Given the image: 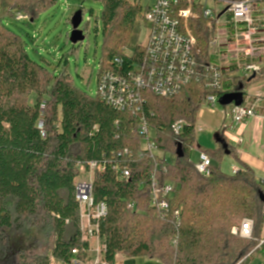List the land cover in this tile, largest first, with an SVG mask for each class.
Wrapping results in <instances>:
<instances>
[{"label":"trees","instance_id":"trees-1","mask_svg":"<svg viewBox=\"0 0 264 264\" xmlns=\"http://www.w3.org/2000/svg\"><path fill=\"white\" fill-rule=\"evenodd\" d=\"M57 2L0 0V264H51V258L71 264L75 249L85 257L89 242L83 240L75 194L76 181L91 162L106 169L94 178L93 197L108 206V215L99 220L98 236L110 264L119 253L162 264H248L253 255L264 251V243L259 247L264 189L256 171L242 163L236 173L222 171L218 163L226 156L240 162L224 135L225 127L216 133V149L206 152L212 161L209 175L197 170L192 153L197 115L209 94L246 95L253 82L264 79V59L256 60L262 68L255 78L231 77L239 70L238 63L224 69L220 92L197 81L175 97L146 92L143 115L158 152L152 154L143 150L144 139L136 131L139 119L133 112L116 111L98 95L91 97L78 89L66 70L57 75L34 61L22 36L6 28L5 21L18 13L33 22ZM102 2L105 44L98 75L120 72L114 60L121 56L127 71L144 53L142 46L135 48L131 58L125 53L137 22L143 19V9L124 0ZM198 12L190 23L202 67L213 62L209 46L217 23ZM60 63L67 66L66 55ZM181 120L186 125L175 136L172 127ZM125 149L132 156H120ZM126 167L131 176L122 179L117 168ZM155 180L161 187L174 185L166 198L170 210L165 217L152 205ZM244 219L254 221L251 239L232 233ZM27 232L50 256L32 258L26 250L13 247V235Z\"/></svg>","mask_w":264,"mask_h":264},{"label":"built area","instance_id":"built-area-1","mask_svg":"<svg viewBox=\"0 0 264 264\" xmlns=\"http://www.w3.org/2000/svg\"><path fill=\"white\" fill-rule=\"evenodd\" d=\"M102 2V0H99ZM129 4L139 5L143 9V20L150 25L149 41L144 48V53L131 64V69L123 70L124 57L114 60L120 72L107 70L98 75L97 95L116 111H131L139 119L136 131L144 139L143 150L152 154L158 153L153 140V131L143 115V107L147 98L145 93L150 92L157 97H175L180 95L182 90L193 84L195 81L204 82L208 89L213 92H220L223 88L226 75L224 74V63H209L207 66L199 64L201 50L198 46L196 36L190 31L189 23L192 18L198 17V11H202L204 18L212 19L216 14L211 8L202 4L203 0H124ZM222 1V0H221ZM227 7L217 16L218 36L213 44L234 40L238 48V54H242L239 61V70L231 73L230 76L237 77L239 72L246 78H251L258 73L262 66L254 59L264 56V17L262 20L255 18V11L258 0H224ZM227 14L226 21L221 22L220 18ZM16 21L29 20L30 18L18 13ZM221 27V29H220ZM127 57H133L128 55ZM251 60V61H249ZM221 61V59H220ZM221 97L217 94H209L203 106L215 108ZM232 119L239 124L251 119L257 114V105L250 101V96L245 95L241 105L232 104ZM186 122L183 120L175 122L172 127L175 136H179L184 129ZM42 127V124H40ZM143 154V152H140ZM128 149L120 155H130ZM88 171L84 174L90 175L89 180L81 179L76 181V194L80 213L81 229L83 240L89 242V248L85 257H80L79 250H73L74 258L71 264H110L103 255V245L99 240V220L108 215V206L104 201L96 202L93 197L94 178L97 173L105 171V166L98 162L88 164ZM197 170L205 175L210 174L212 161L207 153H200L199 161L196 163ZM115 167V166H113ZM117 170L122 179L131 176L129 168ZM238 168L233 169L236 173ZM174 190L172 183L161 187L155 180L152 187V205L157 207L165 217L169 212L167 197ZM179 216V212H177ZM254 221L244 219L240 227H234L232 233L242 238H253ZM92 242L96 243L93 248ZM264 240H261L259 247Z\"/></svg>","mask_w":264,"mask_h":264},{"label":"rangeland","instance_id":"rangeland-1","mask_svg":"<svg viewBox=\"0 0 264 264\" xmlns=\"http://www.w3.org/2000/svg\"><path fill=\"white\" fill-rule=\"evenodd\" d=\"M202 4L207 8H211L216 17L210 20L211 23L216 22L217 16L220 15L227 5L221 0H203ZM103 2L99 0H58L57 4L49 9L46 13L41 14L33 22L29 20L16 21L14 18H9L5 21L6 28L10 31L21 35L24 43H26V49L29 57L34 61L41 63L48 70L60 75L66 70L72 77L73 84L79 89L87 92L91 97L97 96L98 91V74L100 72V63L103 59V48L105 44L104 39V25L102 24V14L104 12ZM79 10L83 11V22L81 23V30L87 29L84 34L85 39L82 42L74 45L70 41L71 34L73 32V26L71 24L73 16ZM200 12H198V16ZM198 18V17H197ZM192 18V19H197ZM227 14H224L220 20L226 21ZM191 22V21H190ZM137 27L133 36L132 43L125 50V53L132 55L137 46L146 47L149 41L150 25L140 19L137 22ZM217 25V24H216ZM190 31L191 23H189ZM218 25L214 33V38L210 43L209 49L213 62L222 63V57L230 50L229 43L224 44L218 48L219 44H213V41L217 38ZM221 29V27H220ZM193 33V32H192ZM194 34V33H193ZM196 36V35H195ZM197 38V37H196ZM66 55L68 64L65 68L60 63L63 56ZM221 58V61H220ZM264 59V56L258 57V59ZM228 59V58H227ZM253 60H257L252 58ZM225 61V58H224ZM251 61V60H249ZM235 73V72H233ZM239 76L243 77L244 74L239 72ZM264 82V79L257 80L252 85H259ZM249 92H247L248 95ZM232 105L221 106L216 103L215 108H209L203 106L197 115L196 120V149L192 153V161L196 164L199 161L201 152H211L216 149L217 144V131L213 130L219 127L222 123V111L226 110L229 116L232 117ZM212 109V110H211ZM214 111V112H213ZM174 156H169L170 161H174ZM234 156H226L220 163L221 169L224 173H232L233 169L237 167ZM91 177L87 173L82 176V180H89ZM264 189V182L261 183ZM261 237L264 240V225L261 230ZM35 239H31L30 233H16L12 238V245L16 249H23L27 251V254L32 258L46 254L50 256V252L46 251L44 247L40 248L34 244ZM93 248L96 247V243L92 242ZM141 263L137 264H162L160 261H154L150 263L146 258L139 260ZM51 264H64L56 262L51 258ZM251 264H264V251H259L253 258Z\"/></svg>","mask_w":264,"mask_h":264},{"label":"crops","instance_id":"crops-1","mask_svg":"<svg viewBox=\"0 0 264 264\" xmlns=\"http://www.w3.org/2000/svg\"><path fill=\"white\" fill-rule=\"evenodd\" d=\"M222 1L225 3L224 0ZM257 4L258 5L255 11V18L262 20L264 17V0H258ZM260 30L264 31V29H260ZM228 46L230 50L233 49V52L229 51L228 53L224 54V56L222 57L223 58L222 63H224L225 69L226 68L228 69L236 65L237 63L239 64L240 57L242 55V54H238L239 51L238 48L236 47L234 40H232ZM247 91L249 92L248 95L250 96V101H254L255 104L257 105L256 116H254L251 119H247L242 123L237 124L234 122V120L230 115L231 121L229 123L228 120L229 116L226 113L227 111L224 110L222 111V119H221L222 123L219 124L218 128L213 130L218 131L222 127H225L224 135H227L230 144L236 150V157H238L240 161V162L237 161L234 162L235 165H237V167L235 168H239L241 163L248 165L254 171H256V175L259 178L260 182L262 183L264 182V82L260 83L259 85H253L250 88V90ZM255 255H253L250 258L248 264H251L252 258ZM144 258L149 260L150 263L152 262V260L159 261L156 259H150L148 257H144ZM144 258H139V257L128 258L124 254L119 253L117 254L114 264H137V263H141L139 260ZM145 264H148V262L147 263L145 262Z\"/></svg>","mask_w":264,"mask_h":264},{"label":"water","instance_id":"water-1","mask_svg":"<svg viewBox=\"0 0 264 264\" xmlns=\"http://www.w3.org/2000/svg\"><path fill=\"white\" fill-rule=\"evenodd\" d=\"M83 22V11L79 10L76 12V14L73 16L71 24L73 26V32L70 37V41L74 44L77 45V43L84 41L85 36L83 33V30L80 29V25ZM256 76L253 75L252 78H255ZM244 93L243 92H238V93H227L224 94L223 97L220 98L219 104L221 106H228L234 104L235 106L241 105L244 101ZM179 151V156H183V153L181 151V147L179 146L178 148ZM229 153V152H227ZM262 201H264V194L261 195Z\"/></svg>","mask_w":264,"mask_h":264}]
</instances>
